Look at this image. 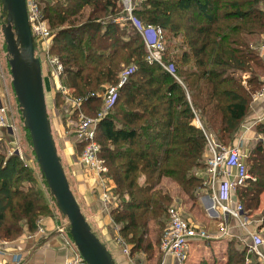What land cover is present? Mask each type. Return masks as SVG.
<instances>
[{
    "label": "trees",
    "instance_id": "16d2710c",
    "mask_svg": "<svg viewBox=\"0 0 264 264\" xmlns=\"http://www.w3.org/2000/svg\"><path fill=\"white\" fill-rule=\"evenodd\" d=\"M42 10L53 32L50 52L63 67L59 81L82 100L85 113L98 112L96 93L116 85L120 73L134 66L98 125L96 140L118 200L110 217L130 254L149 255L159 244L148 239L150 226L164 229L172 205L162 181L169 178L192 201L203 188L197 172L206 166V137L195 116L207 134L231 145L263 84L256 41L264 36V0H145L135 16L163 29L164 60L181 83L147 62L142 39L130 25L112 21L120 14L114 0H60ZM250 155L251 178L236 194L248 213L258 208L264 191L262 144ZM48 213L31 172L17 156L0 153V238L12 242L33 233L35 220ZM253 261L246 247L229 242L224 264H258Z\"/></svg>",
    "mask_w": 264,
    "mask_h": 264
},
{
    "label": "built area",
    "instance_id": "2783aa9c",
    "mask_svg": "<svg viewBox=\"0 0 264 264\" xmlns=\"http://www.w3.org/2000/svg\"><path fill=\"white\" fill-rule=\"evenodd\" d=\"M60 0H25L27 19L34 43V53L39 58L41 68L46 77H49L55 91L66 100L62 107L66 114L72 115L77 121L75 128L76 142L82 145V152L78 161L84 169L90 174L96 176L100 183L106 180L104 174L107 171L103 160L99 157L100 146L96 140V129L101 121L106 117L111 109L116 96L117 89L125 81L126 77L132 73L134 66L126 67L119 75V82L116 85H107L104 90L97 92L96 95L101 99V105L97 116L89 117L82 109V100L73 97L70 90L61 85L59 81L63 67L58 57L51 54L53 32L49 27L48 20L44 16L42 7L44 4H53ZM120 7V14L113 17L112 21L119 25H130L142 39L146 51V60L149 63H155L173 75L180 83L181 80L175 75L172 64H167L164 60L166 51V39L163 29L158 25L143 23L135 16V11L140 8L145 0H114ZM259 57L264 62V38L257 45ZM48 78V79H49ZM261 88L253 95L254 99L264 101V77ZM264 120V113L255 120L260 124ZM195 125L205 134L208 156L206 157V166L204 174L213 189L212 199L214 208L222 217L223 223H220L219 231L221 234H227L225 223L229 218L237 219L244 224L245 209L242 203L236 197L235 189L246 185L247 180L251 178L248 172V166L244 154L238 145H224L215 140L210 134H207L197 116H195ZM0 128L12 131L14 135L15 126L10 117V112L6 106H0ZM9 133V132H8ZM17 143L16 137H14ZM263 143L264 138L258 139ZM16 152L20 159L22 158L19 147ZM103 208L108 211L113 205V197L109 193V188L103 190L100 194ZM68 223L57 225L55 231L61 235H67ZM45 235V229L41 224H37L33 233L27 234L28 237H38ZM69 236V233H68ZM217 236L209 235L204 229L197 227L187 217L183 215L180 207L172 204L168 208V222L159 238V250L163 256L172 255L177 264H184L187 260L190 245L195 239H215ZM251 244L249 251L258 255L260 264H264V255L259 248H264V236L251 234ZM113 242L118 246L119 251L130 256V245L127 244L117 232L113 235ZM10 242L0 238V251ZM69 243L73 244L69 236ZM74 245V244H73ZM80 260V259H79ZM77 262V260H74ZM247 263L249 261L247 260ZM14 264H21L15 261ZM162 264V263H161Z\"/></svg>",
    "mask_w": 264,
    "mask_h": 264
},
{
    "label": "crops",
    "instance_id": "0c3cea01",
    "mask_svg": "<svg viewBox=\"0 0 264 264\" xmlns=\"http://www.w3.org/2000/svg\"><path fill=\"white\" fill-rule=\"evenodd\" d=\"M42 75L47 107L48 103H50L54 108V96L56 91L52 82H50L51 85L48 82L47 87L45 80L47 78L43 70ZM7 88L5 85H0V106H6L9 110V107L14 103L12 99L14 98V93H12L13 90L10 91V89ZM263 113L264 101L259 98H253L241 124V128L233 138L232 145H238L240 150H242V145L246 144L247 147L249 145L250 149V146L252 148L257 141H260L258 139L263 138V134L257 131V126L264 124V122L257 124L255 121L257 117L261 116ZM8 132L9 134L12 133L10 130H8ZM67 141H69L68 138ZM204 155H206V157L208 156L207 147L205 148ZM60 159L68 178L70 188L83 215L88 221L91 230L111 252L116 264H177L172 255L168 254L163 256L156 245L152 247V251L149 255L144 252L130 254V256L122 254L118 246L113 242L114 234L111 232V229H114L113 224L115 223L110 217V211H106L103 208L100 195L98 197L94 195L93 189L97 188L96 184L97 186L100 184L99 179L89 172L86 173L82 169L78 161V156L73 154V151L70 152L68 149H65L64 154L60 155ZM199 174H201V172H197L198 176ZM109 185L111 188L114 187L111 180ZM97 189L99 194H101L100 188L98 187ZM208 196V194L202 193L199 197V203L204 208V219L202 221L195 219L189 214L183 215L197 227L204 229L209 235L217 237L215 239L193 240L190 245L187 260L184 264H224L227 261V248L229 242H232V244L238 248L246 247L247 252L252 256L254 262L260 264L258 255L249 251V245L251 244V234L264 236V191L260 194L258 208L249 213L245 211L243 225L234 218H229L227 220L224 225L227 234H221L219 231L220 223H223L220 214H214L207 210L208 203L206 197ZM68 233L67 231L65 238L63 237L66 242L62 239V235L58 234L48 237H28L27 234H25L15 241L10 242L0 251V264H14L15 261H19L21 264H71L70 262L76 260L77 257L79 258L80 256L77 254L75 245L67 241L70 236V234L68 236ZM151 240L154 245L155 242L152 237ZM259 250L264 255V248L261 247Z\"/></svg>",
    "mask_w": 264,
    "mask_h": 264
},
{
    "label": "water",
    "instance_id": "95a60500",
    "mask_svg": "<svg viewBox=\"0 0 264 264\" xmlns=\"http://www.w3.org/2000/svg\"><path fill=\"white\" fill-rule=\"evenodd\" d=\"M5 23L1 25L11 87L28 132L38 169L59 212L67 220L69 234L80 261L71 264H116L111 252L91 230L70 188L57 152L45 99L42 68L34 53L25 0H0ZM207 209L217 214L212 197Z\"/></svg>",
    "mask_w": 264,
    "mask_h": 264
},
{
    "label": "rangeland",
    "instance_id": "374dc122",
    "mask_svg": "<svg viewBox=\"0 0 264 264\" xmlns=\"http://www.w3.org/2000/svg\"><path fill=\"white\" fill-rule=\"evenodd\" d=\"M4 23H5V14L2 12V6L0 3V85L1 86L5 85L6 88L8 86L10 91H12L11 77L9 74V66L7 63V53H6V48H5V42H4L3 34L1 31V25ZM263 38L264 36L259 37L256 41V44L262 42ZM49 77H46L47 79H45L47 83V87H48V82L49 83L51 82V81H48L51 78ZM12 99L14 103H12L13 105L9 107V112H10V117L14 122L15 132H14V135H10L8 131L4 130L3 128H0V153L6 155V157L13 156V155L17 156L18 159L24 164V166H26V168L31 172V176L33 177V182L35 184V187H38L42 191L45 197V200L49 208V213L47 215H42L39 218H37L34 222L35 227L37 224L42 225V227L45 229V235H42L43 237H48L50 235H55V234L61 235L60 233L55 231V228L57 227V225H65L67 220L65 219V217L62 216V214L57 209L54 198L50 195L49 190L44 182V178L38 169V165H37L35 156L32 151L29 135L23 126L21 112L15 100V96ZM65 101L66 100L60 95V98L58 99H56L54 96V108L52 107L50 103H48L47 111H48V116H49V120H50L51 127H52V135L55 140V144H56L57 152L59 156L61 154H64L65 149H68L70 152L73 151V154H75L79 158L82 152V145H77V143L75 142L76 137H75L74 131H75V128L77 127V123H76L77 121L74 119L72 115L66 114L65 111L63 110L62 107L64 106ZM57 102L59 103L58 106H56ZM86 114L89 117L97 116V112L90 113V114L86 113ZM257 129L262 132L263 138H264V126L257 127ZM14 137H16L17 143H15ZM67 138L69 139V141H67ZM257 143H261L263 146V143L261 141H257L256 144ZM70 145L72 149L70 148ZM16 147L20 148L21 155H22L21 159L16 152ZM253 147L251 148L250 146V149H249V145L248 147L246 144L242 145L241 151L244 154V157L249 165H250L249 158L251 157L250 150L253 149ZM82 169L87 173L84 167H82ZM198 172H201V174H199V177H202V181H203V188L199 190V193L201 194L204 193V194H208L209 196H212L213 189L211 188L212 186L209 180L207 179L206 175L203 174L204 169H199ZM109 184H110V179L109 180L106 179L103 183L98 184V186L96 184V187L100 188L101 193L106 188H110L109 193L113 197V205L108 211H110L111 209H114L118 202L117 196L114 194L113 188H111ZM25 185L28 186L27 184ZM161 185L165 187L166 189H168L173 197L170 204H176V206L180 207V210L183 214H189L190 216L200 221L204 219V216H203L204 208L199 203L200 195L199 196L197 195L196 197L197 201L196 200L192 201L169 178L162 181ZM97 188L93 189L94 195L96 197L100 195ZM238 191H239V188L235 189L236 194L238 193ZM217 209L218 208H216L215 211L219 213L218 212L219 209L218 210ZM246 213L248 212L246 211ZM165 222H166V219H164V224H166ZM113 225H114V229L113 230L111 229V232L115 234L117 230L119 229V226L116 224H113ZM162 229H163L162 227L157 226L156 228V226L151 225L148 239L151 240V237L153 238V240L159 239V235ZM63 237L65 238V235H62V239L64 240ZM67 241H69V238ZM77 254H78V251H77ZM79 259L80 257L79 258L77 257L76 260L80 261Z\"/></svg>",
    "mask_w": 264,
    "mask_h": 264
}]
</instances>
